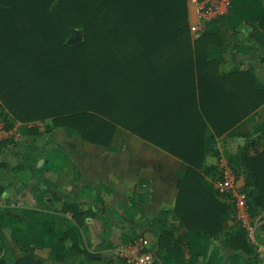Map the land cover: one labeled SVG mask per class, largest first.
<instances>
[{
  "label": "trees",
  "instance_id": "1",
  "mask_svg": "<svg viewBox=\"0 0 264 264\" xmlns=\"http://www.w3.org/2000/svg\"><path fill=\"white\" fill-rule=\"evenodd\" d=\"M188 15V0H0L3 129L17 121L34 123L35 135L67 127L103 148L131 132L188 165L175 205L162 209L151 224L161 227L156 243L168 251L169 261L178 241L170 216L199 236L224 231V215L234 206L207 183L206 176L221 175L208 157L220 155L216 136L264 104V85L257 86L248 69H223L224 59L211 56L209 46L217 34L193 39ZM259 25L264 28V7ZM76 27H83L84 38L70 44ZM243 135L245 144L229 161L243 175L250 211L254 191L255 208L264 210V146L252 134ZM10 141L0 139V151ZM45 226L50 233L57 230L53 222ZM67 239L77 254L101 257L82 248L79 228L68 224L55 239L54 260L24 247L14 264H70ZM229 239L237 248L252 249L245 233ZM107 263L118 264L115 258ZM0 264H8L1 239Z\"/></svg>",
  "mask_w": 264,
  "mask_h": 264
},
{
  "label": "crops",
  "instance_id": "2",
  "mask_svg": "<svg viewBox=\"0 0 264 264\" xmlns=\"http://www.w3.org/2000/svg\"><path fill=\"white\" fill-rule=\"evenodd\" d=\"M232 1L237 4L207 22L202 35L217 34L209 46L211 56L224 59L223 69H248L257 86H263L264 28L259 18L264 0ZM188 7L190 24L196 21L195 4L189 2ZM38 124L44 130L43 123ZM33 125L17 121L6 130L0 122V139L11 138L0 151V239L8 264L15 263L24 247H32L43 260H54L55 239L68 224L79 228L82 248L101 255L89 259L86 254H77L73 240L67 239L65 256L70 264H109L108 260L115 258L112 250L117 243L131 242L139 235L149 238L154 264H264V255L255 245L264 243V210L255 208L256 191L250 211L255 241L248 236L250 223L242 224L234 212L224 215V231L214 236H199L170 216L178 241L175 257L169 261L168 251L156 243L161 227L151 224L162 209L175 205L178 182L188 165L131 132L119 135L113 146L103 148L67 127L35 135L30 132ZM247 133L264 146V104L215 137L219 156L230 153L226 144L221 145L222 140L235 141L238 148L245 144L243 134ZM217 156H209L208 161ZM210 182L213 186V178ZM45 222L55 223L56 232L50 233ZM36 224L41 228L36 229ZM244 233L253 245L248 251L237 248L238 242L229 239L230 235ZM11 258H15L13 262Z\"/></svg>",
  "mask_w": 264,
  "mask_h": 264
},
{
  "label": "built area",
  "instance_id": "3",
  "mask_svg": "<svg viewBox=\"0 0 264 264\" xmlns=\"http://www.w3.org/2000/svg\"><path fill=\"white\" fill-rule=\"evenodd\" d=\"M189 2L195 4L196 21L189 24L193 39L202 35L203 26L207 22L228 13L232 5V0H188ZM219 161L221 175L213 179V186L221 197L233 204L235 217L242 224L250 223L248 236L252 241H255L250 202L248 194L243 188V175L238 174L232 167L227 156L221 155ZM149 244L148 237L139 235L131 242L117 243L113 247L112 253L118 264H154L155 260L149 249ZM255 245L258 251L264 255V243H255Z\"/></svg>",
  "mask_w": 264,
  "mask_h": 264
},
{
  "label": "rangeland",
  "instance_id": "4",
  "mask_svg": "<svg viewBox=\"0 0 264 264\" xmlns=\"http://www.w3.org/2000/svg\"><path fill=\"white\" fill-rule=\"evenodd\" d=\"M83 38H84V29H83V27H76V28H74L72 30L70 36L67 38V42L70 43V44H76V43H79L80 41H82ZM222 141L223 142H221V145L226 144V146H228V148H226V150H229V152H230V153H228V155L231 154V153H235L236 152L235 149H238L237 146H238L239 143L235 144L234 143L235 141L234 142H232V141L225 142V140H222ZM223 147L224 146H222V148ZM226 150L223 148V152H225ZM228 155H225V156L228 157ZM219 158H220V156L219 157L217 156L216 158H212L211 159L212 161L211 162L208 161L207 163L208 164H215L216 166L217 165L219 166V163H220ZM240 171H241V169H240ZM211 178H213V176H210V175L206 176L207 183L211 184V182H210ZM14 259L15 258H11L10 261L13 262Z\"/></svg>",
  "mask_w": 264,
  "mask_h": 264
},
{
  "label": "water",
  "instance_id": "5",
  "mask_svg": "<svg viewBox=\"0 0 264 264\" xmlns=\"http://www.w3.org/2000/svg\"><path fill=\"white\" fill-rule=\"evenodd\" d=\"M61 264H67V263H65V262H62Z\"/></svg>",
  "mask_w": 264,
  "mask_h": 264
}]
</instances>
